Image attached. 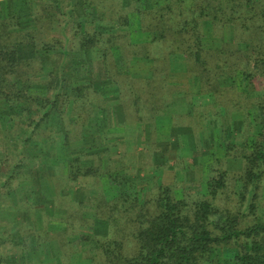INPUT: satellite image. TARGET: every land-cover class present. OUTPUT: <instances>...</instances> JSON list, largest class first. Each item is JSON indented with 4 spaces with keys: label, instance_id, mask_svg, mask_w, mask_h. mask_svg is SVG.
Instances as JSON below:
<instances>
[{
    "label": "trees",
    "instance_id": "obj_1",
    "mask_svg": "<svg viewBox=\"0 0 264 264\" xmlns=\"http://www.w3.org/2000/svg\"><path fill=\"white\" fill-rule=\"evenodd\" d=\"M263 202L264 0H0V264H264Z\"/></svg>",
    "mask_w": 264,
    "mask_h": 264
},
{
    "label": "rangeland",
    "instance_id": "obj_2",
    "mask_svg": "<svg viewBox=\"0 0 264 264\" xmlns=\"http://www.w3.org/2000/svg\"><path fill=\"white\" fill-rule=\"evenodd\" d=\"M181 153L185 156V155H187V156H190V157H193L192 156V154L189 152V151H187V150H184V149H182L181 150ZM135 156H136V158H138V156H139V153H137V154H135ZM181 156V155H180ZM204 157H207V156H204ZM132 160V159H131ZM146 160H147V158H146ZM132 162H135V160H132ZM181 164L179 165V164H177L175 167H176V169L179 171V168L180 167H182L183 166V164H182V162H180ZM189 164V163H188ZM133 167V166H132ZM180 172V171H179ZM178 172V173H179ZM182 173V172H181ZM180 173V175H179V177H183L184 175H187V173H183V174H181ZM171 175V173L169 172H166L165 173V176H163V180L165 181V182H167V180H169V178L171 177L170 176ZM161 178H162V176H161ZM186 181H185V185L188 187H190V186H193V187H197V186H200L201 185V181L203 180L202 179V170L200 169V168H198L197 170H195V172H192V173H190V174H188V179H185ZM261 208H262V212H264V202L263 203H261ZM5 255H6V257H9V252H7V253H4ZM10 257H11V255H10ZM12 264H14V263H12Z\"/></svg>",
    "mask_w": 264,
    "mask_h": 264
}]
</instances>
